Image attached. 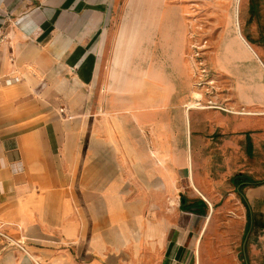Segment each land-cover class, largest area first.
Listing matches in <instances>:
<instances>
[{
  "label": "crops",
  "instance_id": "1",
  "mask_svg": "<svg viewBox=\"0 0 264 264\" xmlns=\"http://www.w3.org/2000/svg\"><path fill=\"white\" fill-rule=\"evenodd\" d=\"M119 1L0 0V264H202L213 217L264 264V182L200 185L180 10Z\"/></svg>",
  "mask_w": 264,
  "mask_h": 264
},
{
  "label": "rangeland",
  "instance_id": "2",
  "mask_svg": "<svg viewBox=\"0 0 264 264\" xmlns=\"http://www.w3.org/2000/svg\"><path fill=\"white\" fill-rule=\"evenodd\" d=\"M166 6L180 10L186 29L182 58L187 83L180 87L192 92L187 104L203 107L200 185L207 194L225 199L232 193L229 180L240 171L264 182V117L248 122L246 117L224 112H264V0H170ZM237 33L250 45L255 59L239 43ZM216 219L201 240L213 245L204 263L201 248L202 264H246L239 238L230 248L218 247L232 243L235 235L216 232Z\"/></svg>",
  "mask_w": 264,
  "mask_h": 264
},
{
  "label": "trees",
  "instance_id": "3",
  "mask_svg": "<svg viewBox=\"0 0 264 264\" xmlns=\"http://www.w3.org/2000/svg\"><path fill=\"white\" fill-rule=\"evenodd\" d=\"M252 1H255V0H252ZM250 10H251V12H254L253 3L250 6ZM230 183L233 186H236V187L239 186L238 192L240 195H241V191L244 187L253 185V181L248 176L243 175V174H238V175H235L234 177H232L230 179Z\"/></svg>",
  "mask_w": 264,
  "mask_h": 264
},
{
  "label": "bare ground",
  "instance_id": "4",
  "mask_svg": "<svg viewBox=\"0 0 264 264\" xmlns=\"http://www.w3.org/2000/svg\"><path fill=\"white\" fill-rule=\"evenodd\" d=\"M237 38H238V40H239V43L246 49V51H248L250 54H251V56H253L254 57V59H255V55H254V53H253V50H252V48L250 47V45L239 35V33H237ZM252 57V58H253ZM191 108H195V105H190L189 107H188V109H191Z\"/></svg>",
  "mask_w": 264,
  "mask_h": 264
},
{
  "label": "built area",
  "instance_id": "5",
  "mask_svg": "<svg viewBox=\"0 0 264 264\" xmlns=\"http://www.w3.org/2000/svg\"><path fill=\"white\" fill-rule=\"evenodd\" d=\"M5 39L3 37H0V43H2ZM19 248H21V243L18 244Z\"/></svg>",
  "mask_w": 264,
  "mask_h": 264
}]
</instances>
